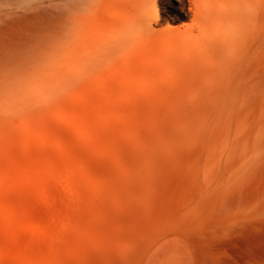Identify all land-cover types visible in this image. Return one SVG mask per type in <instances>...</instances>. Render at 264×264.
Wrapping results in <instances>:
<instances>
[{
	"label": "rangeland",
	"instance_id": "1",
	"mask_svg": "<svg viewBox=\"0 0 264 264\" xmlns=\"http://www.w3.org/2000/svg\"><path fill=\"white\" fill-rule=\"evenodd\" d=\"M146 2L0 0V157L50 190L0 214V264H264V0H203L189 39L188 0H154L114 49Z\"/></svg>",
	"mask_w": 264,
	"mask_h": 264
},
{
	"label": "bare ground",
	"instance_id": "2",
	"mask_svg": "<svg viewBox=\"0 0 264 264\" xmlns=\"http://www.w3.org/2000/svg\"><path fill=\"white\" fill-rule=\"evenodd\" d=\"M146 9L142 11L141 16L138 20L133 21L129 14L123 16L124 19L114 18L112 19L111 26L114 29L113 47L120 48L125 47L127 44L125 41L129 38V30L137 27L141 33H150L155 31V26H158L161 22L159 12L157 10L154 0H148L146 2ZM83 4V3H82ZM189 12L192 14L194 25L188 28L183 33V38L189 39L195 35L196 27L204 22V5L203 0H188ZM84 5V4H83ZM81 6V5H80ZM77 10V8H75ZM188 13V12H187ZM68 14V13H67ZM190 16V15H189ZM8 17V16H6ZM30 14L27 13L19 14L14 16L17 19L28 18L31 19ZM3 21V18L0 19ZM204 29H201V31ZM176 32V29H167L166 35L171 36ZM125 33V34H124ZM174 39L163 38L162 44L159 48H145L146 59L155 58L157 52L166 53L174 49ZM131 76H129V79ZM26 96V94H25ZM24 97V96H23ZM15 104V103H14ZM25 107V106H24ZM41 124H45L47 118L41 117ZM60 125L69 127L70 124L66 120L55 119ZM35 134L29 132L24 134L20 140L25 155L30 158L32 154L31 142L34 140ZM60 136V135H59ZM9 159L0 157V214L6 212V219H10L8 211L12 210L13 202L19 197H26L31 193L38 195H47L50 197V190L46 180L48 179L45 173H37L36 176L32 174L34 169L33 165H30L27 161L20 163L14 157L13 149H9ZM26 164V165H25ZM51 166V163H49ZM51 168V167H50Z\"/></svg>",
	"mask_w": 264,
	"mask_h": 264
}]
</instances>
